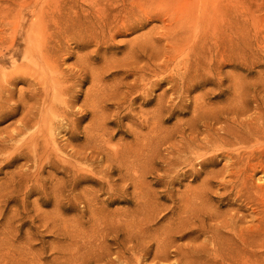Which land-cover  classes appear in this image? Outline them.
<instances>
[{"label":"rangeland","instance_id":"rangeland-1","mask_svg":"<svg viewBox=\"0 0 264 264\" xmlns=\"http://www.w3.org/2000/svg\"><path fill=\"white\" fill-rule=\"evenodd\" d=\"M179 1L137 19L122 0H0V77L16 82L0 109V264H264V166L230 177L238 154L264 153V0ZM55 3L84 33L48 44L41 87L30 62ZM33 108L30 139L10 141Z\"/></svg>","mask_w":264,"mask_h":264},{"label":"bare ground","instance_id":"bare-ground-1","mask_svg":"<svg viewBox=\"0 0 264 264\" xmlns=\"http://www.w3.org/2000/svg\"><path fill=\"white\" fill-rule=\"evenodd\" d=\"M178 1L179 0H177V3H178ZM187 1V0H186ZM185 1V2H186ZM193 1V0H192ZM191 1V2H192ZM195 1H200V0H194V2ZM204 1V4H205V1L206 0H203ZM213 1V0H212ZM211 1V3L213 4V2ZM226 1V0H225ZM96 2V1H95ZM108 2V1H107ZM179 2H181V1H179ZM184 2V3H185ZM192 3V4H195V3ZM207 2V1H206ZM122 3H123V8H122V10L125 12V14H126V12H128L129 11V14L130 15H132L131 16V18H136L137 17V19L139 18L138 16V14H136V12H138V13H144V16H145V10H144V8L145 7H148V8H155V6H160V7H163V8H165V7H167V5L170 3V0H122ZM127 3H128V5H129V7L127 8L126 6H127ZM182 4H184L183 2H181ZM217 3V2H216ZM175 4V3H174ZM182 4H178L179 6L181 5L182 6ZM186 4H187V2H186ZM198 4H199V2H198ZM200 4H201V1H200ZM226 4H228V3H226ZM225 4V5H226ZM188 5H190L189 3H188ZM202 5V4H201ZM218 5V8H220V10H222V11H224V9H223V7L221 6V4L220 3H218L217 4ZM236 5H237V0H234V5L232 6V8L234 9L233 10V12H235L236 11V9H237V7H236ZM92 6H93V8H92V10H97L96 12H99V14H100V16H103L102 18L100 17V18H98V24L97 25H99L103 30H105V32H106V30H108V29H110V27H111V15H109V14H107L108 12L107 11H105L103 8H102V5L101 4H98V3H93L92 4ZM168 6H171V5H168ZM179 6H177V8L179 7ZM185 6H187V5H185ZM184 6V7H185ZM193 6V5H192ZM194 6H196V5H194ZM204 6V5H203ZM209 6V5H208ZM188 7V8H187ZM186 8L187 9H190V7L189 6H187ZM197 8H199L198 6H196ZM195 7V8H196ZM211 7V6H210ZM215 7V6H214ZM116 8H118V7H116ZM179 8H182V7H179ZM185 8V9H186ZM192 8V7H191ZM201 8H203V7H201ZM200 8V9H201ZM205 8V7H204ZM212 8H213V6H212ZM211 8V9H212ZM226 8V7H225ZM110 9H112V8H110ZM207 9H209V8H207ZM217 9V8H216ZM120 10V9H119ZM118 10V11H119ZM165 10V9H164ZM34 11V10H33ZM104 11V12H103ZM112 11V10H111ZM171 11V10H170ZM185 11V10H184ZM194 10H192V12H193ZM230 11V10H229ZM107 12V13H106ZM173 12H175V10L173 11ZM176 12L178 13V11L176 10ZM187 12V11H186ZM204 12V11H203ZM210 12H212V11H210ZM209 12V13H210ZM147 13V12H146ZM149 13V12H148ZM190 13H191V11H190ZM194 13V12H193ZM201 13V12H200ZM208 13V14H209ZM150 14V13H149ZM149 14H148V16H149ZM173 14H175V13H173ZM180 15H181V13H179ZM182 14L184 15V13L182 12ZM189 13H187V15H188ZM192 14V13H191ZM191 14H189V15H191ZM233 14V13H232ZM42 21H41V23H42V25L44 26V28L42 29V30H40V32H38V38H39V42H40V47H41V49H40V55H39V57H38V59L37 60H33V61H31L30 62V64H31V66L35 69V71H36V75L39 77V76H41L40 77V80L37 82H34L35 84H37V85H40L41 87H43V86H45V84H48V83H53V81L51 82V79L54 77V75L56 74V67L55 66H53V63H52V60H51V58H50V56H49V46H48V44H50L51 42H53V41H55L59 36H60V34H62L65 30H69V29H72V28H77V30H79L80 32H82L83 30V26H79L78 24H76V23H74L72 20H70V18H69V13L68 12H66L65 10H63V8L62 7H57L56 6V3L54 4V7H52V8H49L48 10H45V11H42ZM154 15V14H153ZM158 15V14H157ZM172 15V14H171ZM114 16V15H113ZM147 16V15H146ZM152 16V15H151ZM173 16V15H172ZM192 16V15H191ZM194 16H195V14H194ZM197 16V15H196ZM168 17V16H167ZM188 17H190V16H188ZM198 17V16H197ZM215 17V16H214ZM223 17V16H222ZM114 18H115V16H114ZM113 18V19H114ZM123 19H122V22L124 21H126V20H128L129 18L128 17H126V16H124V17H122ZM130 18V19H131ZM148 18V17H147ZM146 18V19H147ZM172 18V17H171ZM184 18V17H183ZM187 18V17H186ZM207 18V17H206ZM216 18V17H215ZM148 19H150V18H148ZM147 19V20H148ZM192 19V18H191ZM196 19H198V18H196ZM46 20H48V21H46ZM145 20V19H144ZM147 20H145V21H147ZM177 20V19H176ZM188 20V19H187ZM132 21V20H131ZM137 21V20H136ZM150 21H151V19H150ZM149 21V22H150ZM205 21V20H204ZM213 21V20H212ZM214 21H215V19H214ZM227 21V20H226ZM137 22H141V21H137ZM148 21H147V23H149ZM176 22V21H175ZM174 22V23H175ZM181 21H177L176 23L178 24V23H180ZM191 22V21H190ZM190 22H186L188 25H189V23ZM195 22V21H194ZM193 22V23H194ZM209 22V21H208ZM142 23V22H141ZM145 23V22H144ZM186 23H185V26L187 27V25H186ZM135 24H137V23H135ZM140 24V23H139ZM209 24V23H208ZM126 25V24H125ZM128 25V24H127ZM132 25V24H131ZM133 25H134V23H133ZM195 25V24H194ZM143 26V25H142ZM123 27H125V26H123ZM129 27H130V25H129ZM135 27V26H134ZM176 27V26H175ZM189 27H191V29H192V27L193 26H189ZM205 27V26H204ZM225 27V26H224ZM127 28V27H126ZM141 28V27H140ZM188 28V27H187ZM210 28H211V26H210ZM222 28V27H221ZM220 28V29H221ZM100 29V28H99ZM101 29V30H102ZM117 29H119V28H117ZM168 29H169V27H168ZM194 29V28H193ZM199 30H197L198 32L200 31V28H198ZM224 29V28H223ZM89 30V29H88ZM91 30V29H90ZM102 30V31H103ZM195 30V29H194ZM210 30V29H209ZM208 30V31H209ZM78 31V32H79ZM87 31V30H86ZM85 31V32H86ZM121 31V30H120ZM204 31V30H203ZM216 31H218V30H216ZM89 32V31H88ZM93 32H95V31H93ZM104 32V31H103ZM118 32H119V30H118ZM122 32V31H121ZM126 32V31H125ZM128 32H129V30H128ZM191 32V31H190ZM196 32V31H195ZM214 32V31H213ZM212 32V33H213ZM221 32V31H220ZM237 32V31H236ZM83 33H84V31H83ZM127 33V32H126ZM131 33V32H130ZM197 33V32H196ZM205 33V32H204ZM222 33V32H221ZM101 34H104V33H101ZM119 34V33H118ZM198 34V33H197ZM211 34V33H210ZM216 34V33H215ZM90 36H91V34H89ZM83 36V35H82ZM96 36H97V34H96ZM95 35H94V37H96ZM104 36H106V35H104ZM103 36V37H104ZM194 36H195V34H194ZM193 36V37H194ZM212 36H214V35H212ZM192 37V36H191ZM209 37V36H208ZM83 38V37H82ZM91 38V37H90ZM202 38V37H201ZM201 38H200V40H201ZM215 38V37H214ZM86 39L87 38H85L84 40L86 41ZM92 39V38H91ZM193 39V38H192ZM83 40V41H84ZM94 40H95V38H94ZM183 40V39H182ZM82 41V40H81ZM191 41V40H190ZM184 42V41H183ZM198 42V41H197ZM85 44V43H84ZM206 45V44H205ZM197 46V45H196ZM190 47H191V45H190ZM192 47H193V44H192ZM191 47V48H192ZM192 50V49H191ZM182 52V51H181ZM195 52V51H194ZM195 55V54H194ZM181 56V55H180ZM179 62V61H178ZM133 71V70H132ZM135 72V71H134ZM36 75H34V76H36ZM47 76H49L48 78H47ZM47 78V79H46ZM36 79V78H35ZM34 81V80H33ZM58 82H56L55 83V86L49 91V92H51V93H53V94H57V90H58V88H59V86L61 85V84H63V81H64V79H59V80H57ZM16 84V82H14L13 80H12V78H3V77H0V109H2V108H4V105L8 102V98H9V96L8 95H6V94H9L8 92L10 91V87L11 86H13V85H15ZM67 88V87H66ZM45 92H46V88L45 89H43ZM36 94L35 95H38L39 94V92L38 91H36L35 92ZM50 95H52V94H50ZM25 97V96H24ZM34 96H32V98H33ZM46 97H48V95L46 96ZM50 97V96H49ZM37 108V107H36ZM36 108H33L32 110H29L28 111V113H29V116H27V115H24V117H23V119L21 120V122H22V126L21 127H18L17 128V130L13 133V134H11L10 136H9V139H10V141H14V139L17 137V136H23V135H27L28 136V138L30 139V130H32V128L34 127V124H32L33 122H34V118H31L30 117V114H32L33 116L34 115H36L33 111H35L34 109H36ZM54 114V113H53ZM56 114V113H55ZM52 115V114H51ZM56 116V115H55ZM58 116V115H57ZM54 117V116H53ZM263 119H264V117H263ZM55 120V119H54ZM264 121V120H263ZM53 122V121H52ZM52 126V125H51ZM225 128V127H224ZM230 128V127H229ZM49 129V128H48ZM227 129V128H226ZM231 129V128H230ZM229 129V130H230ZM260 129L261 128H259V131H260ZM234 130V129H233ZM254 130V129H253ZM235 132L236 131H238V130H234ZM233 131V132H234ZM251 131V130H250ZM257 131V130H256ZM261 131H262V129H261ZM260 131V132H261ZM227 132V131H226ZM231 132V131H230ZM233 132L230 134V137H231V135H233ZM263 132V131H262ZM239 133V132H238ZM237 133V134H238ZM254 133H255V135H252L251 137H253V136H256V137H254L255 139L256 138H260V136L262 137V135H264V133H258L257 135H256V132L254 131ZM227 133H224V136L226 135ZM235 135H236V133H234ZM249 134V133H248ZM247 134V135H248ZM250 134H252V133H250ZM241 135V134H240ZM224 136H222L223 137V139H224ZM242 136H243V134H242ZM246 136V135H245ZM245 136H243V138L242 139H239L240 141L242 140V142H241V144L243 143V144H245L246 146L248 145L249 146V142L250 141H248L247 140V137H246V139H244L245 138ZM32 137H34V136H32ZM227 136H225V138H226ZM235 137H237V136H235ZM239 137V136H238ZM241 137V136H240ZM35 138L36 137H34L31 141H33V140H35ZM219 138V137H218ZM228 138V137H227ZM249 138H250V135H249ZM220 139H221V137H220ZM234 139V138H233ZM251 139V138H250ZM254 139V140H255ZM261 139V138H260ZM214 140V139H213ZM212 139L211 140H209V141H212L211 143L213 144V141ZM226 142H225V141ZM223 141H224V149H225V147H231V146H234L236 143L233 141V142H231L232 141V137H231V141L230 140H226V139H224ZM235 140H237L236 138H235ZM262 140V139H261ZM260 140V141H261ZM215 141H216V139H215ZM222 141V142H223ZM259 141V140H258ZM252 142L253 141H251V144H252ZM263 142V141H262ZM2 143H6V142H0V145L2 144ZM29 143V142H28ZM238 143V142H237ZM216 144H217V142H216ZM219 144V143H218ZM2 145H4V144H2ZM207 145H208V143H207ZM222 145V144H221ZM223 146V145H222ZM242 146H244V145H242ZM245 146V147H246ZM254 146V145H253ZM210 147H211V145H210ZM216 147V146H215ZM236 147H238L239 148V146H237L236 145ZM208 148V147H207ZM217 148V147H216ZM258 148V147H257ZM212 149H213V147H212ZM211 149V150H212ZM221 149V148H220ZM259 149V148H258ZM208 150V149H207ZM206 150V151H207ZM214 150V149H213ZM209 151V150H208ZM238 151V150H237ZM243 151V150H242ZM210 152H213V151H210ZM215 152H217V151H215ZM228 152V151H227ZM227 156H229L228 154H226ZM231 155V154H230ZM240 154H238V156H237V162H236V159H234L235 160V163L233 162V163H230V164H232L231 165V171H230V177L231 178H233L234 180L237 178L236 176H240V174L242 175V174H244V173H246L247 172V170L248 169H255V168H257V167H263L264 166V153L263 154H261V155H259V156H257V155H255V154H253L252 153V155H250L249 157H248V161H247V159H246V162L244 163V161L242 160V159H240V158H238V157H240L239 156ZM232 156V155H231ZM230 156V157H231ZM241 156H243V153H242V155ZM235 156H233V157H231L232 159L234 158ZM244 157V156H243ZM229 158V157H228ZM231 158H229V159H231ZM236 158V157H235ZM245 158V157H244ZM256 162V164H255V162ZM240 165L241 166H243V169L242 170H239L238 171V169H240ZM226 168H228V167H226ZM238 173V174H237ZM240 173V174H239ZM248 174V173H247ZM236 177V178H235ZM250 177V176H249ZM240 178V177H239ZM242 178V177H241ZM251 178V177H250ZM243 179H245V178H242V183H243ZM247 180H249L248 178H246ZM231 180V179H230ZM229 180V181H230ZM237 180H239V179H237ZM236 180V181H237ZM247 180H246V183H247ZM245 181V180H244ZM250 181V180H249ZM248 181V182H249ZM238 182H240V181H238ZM230 183V182H229ZM232 183H233V181H232ZM262 222V221H261ZM234 223V222H233ZM264 226V225H263ZM243 231V230H242ZM240 233H242L241 231H240ZM234 234V233H233ZM242 236V235H241ZM253 236V235H252ZM239 239V238H238ZM237 239V240H238ZM215 241V240H214ZM218 242V241H217ZM231 242V241H230ZM215 243V242H214ZM244 243H246V242H244ZM231 245V244H230ZM235 245V244H234ZM223 248V247H222ZM228 249V248H227ZM235 249V248H234ZM225 250V249H224ZM227 251V250H226ZM239 253V252H238ZM237 255V254H236ZM224 258V257H223Z\"/></svg>","mask_w":264,"mask_h":264}]
</instances>
